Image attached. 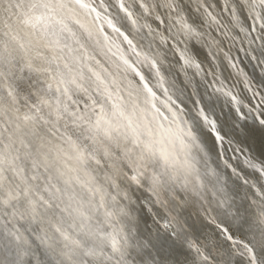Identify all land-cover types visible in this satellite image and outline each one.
<instances>
[{
    "label": "snow or ice",
    "instance_id": "snow-or-ice-1",
    "mask_svg": "<svg viewBox=\"0 0 264 264\" xmlns=\"http://www.w3.org/2000/svg\"><path fill=\"white\" fill-rule=\"evenodd\" d=\"M223 2L228 10L232 0ZM241 2L248 7L251 23L240 31L251 34L252 41L247 50L241 48L240 51L248 57L253 71L244 66L240 56H233L225 49L217 57L212 48L219 41L211 37L205 41L203 33L180 12L174 24L190 42L207 48L210 57L207 67L193 54L190 43L183 46L174 39L169 43V35L165 33L161 42L172 51L175 68L185 82L197 77L207 80L217 93L228 98L241 127L251 122L264 128V53L257 54L256 48L251 47L260 44L264 49V0ZM115 3L130 24L137 25L126 0H115ZM200 3L203 6L204 0ZM160 4L175 10L178 0H160ZM204 8L211 21L218 23L219 19ZM231 11L237 12V9L231 7ZM107 12L110 7L105 0H0V29L8 30L22 53L29 84L32 73H51L43 91L30 94L26 85L9 84L7 105L0 98V114L6 111L14 114L18 128L23 125L37 130L52 129L71 149L70 153L66 152L60 145L54 157L48 152L39 154L32 161V183L16 191L10 189L9 198L23 197L32 214L39 211L40 204L48 208L55 207L57 202L63 204L68 224L64 225L61 218L55 234L64 264H177L171 254L168 258L153 254L152 240L140 238L138 225V235L132 236L128 226L117 223L127 217L130 223L136 224L132 206L125 203L135 197L134 190L146 194L139 199L136 197L135 201L141 215L154 217L174 244L188 253L182 264H223L214 254L215 245L202 242L180 219V210L192 197L203 202L204 219L228 245L231 264H264V182H261L264 161L252 156H245L240 166L227 159L223 161L226 169L238 176L242 185L248 186L247 191L255 189L251 193L255 198L247 204L248 208H254V214L242 215L241 206L234 204L223 178L207 164V152L197 135L203 126L215 137V143L224 148L226 137L207 103L202 96L199 101H193L194 125L186 133L181 128L166 125L169 117L155 102L158 93L145 72L136 67L111 34H117L116 39H122L137 56L142 55L140 46L131 32L123 24L118 25L111 15L105 14ZM233 20L239 23V15H234ZM157 21L159 25L166 24L163 16H158ZM141 27L152 32L150 23ZM20 30L34 40L20 38ZM5 48L0 41V70ZM161 60L168 63L166 55H162ZM143 62L152 71L153 82L167 91L164 80L171 70L169 63L167 69L162 68L160 61L147 53L143 54ZM228 69L243 85L246 94L243 97L233 90L235 85H229L231 80L225 75ZM129 70L134 73L132 77L127 75ZM0 83H3L2 77ZM141 91L146 93L143 98ZM167 107L172 116L177 117L176 111L170 105ZM71 128L86 134L83 145L67 131ZM88 141H92L94 150L87 146ZM195 151L202 155L195 156ZM235 151L243 153L238 146ZM15 160L11 148L6 155L5 146L0 143V170L7 162L10 169H15L14 174H22L23 170L15 167ZM69 160L73 164H69ZM92 164L94 169L89 167ZM44 167L52 168L55 178L42 175ZM101 169L103 181H98L96 173ZM247 169L252 170L251 178ZM77 186L80 191L76 190ZM209 190L215 197L214 207L207 199ZM218 209L223 211L218 212ZM94 218L100 222H95ZM246 226H250L249 232L244 231ZM77 252L82 257L79 261ZM142 257L146 259L141 261Z\"/></svg>",
    "mask_w": 264,
    "mask_h": 264
},
{
    "label": "clouds",
    "instance_id": "clouds-1",
    "mask_svg": "<svg viewBox=\"0 0 264 264\" xmlns=\"http://www.w3.org/2000/svg\"><path fill=\"white\" fill-rule=\"evenodd\" d=\"M105 3L110 7V12L105 14L111 15L118 25L123 24L126 29L131 32L132 38L140 46L139 50L142 55L137 56L132 49L128 48L126 44H123L122 39H116L117 34H111L114 41L123 46L125 54L136 63V67L145 72L149 79V83L152 84L153 88L158 93L155 102L169 117L168 121H165L166 125L170 124L173 128H181L185 133L190 129V126L194 125L192 113L195 111V108L193 106V101H199L201 99L198 87L204 92L203 101L205 103L207 100L214 99L217 102L223 101L225 105L229 104L226 96L217 93L215 88L209 86L208 81L202 78L200 79L202 84L199 86L195 79L187 81L186 84L190 86L189 88L179 82L175 72L169 70L164 80V84L168 89L167 91H163L161 87L153 82L152 71L143 62V54L147 53L149 56H152L160 61L162 68L167 69L168 63L161 60L162 55H165V51H163L162 48L172 53L167 45L161 42V37L165 33L164 28L167 25L162 24L157 29L156 24L153 23V21H157L158 16H162V12L157 9V3H160V0H126L129 9L134 12L137 25L130 24L129 19L125 17L124 13L119 11L115 0H105ZM136 5H141L139 10H137ZM230 6L236 8L232 3ZM145 8H148L149 11H145ZM163 9L167 10L163 15L164 19H167L168 24L171 25V27H169V43L174 39L181 45L187 46L190 41L187 37L183 36L182 30L172 23L178 12L185 15L179 0L178 7L175 10H169L166 6H164ZM203 14H205V20L210 27L216 28L219 32L220 28L217 26L220 25L225 29V31L221 33L222 36H229L232 38V41H235L237 44L239 43V38L233 35L231 26L227 24L221 25L220 20L218 23L211 21L210 17L207 15L206 8L203 9ZM234 15H238V12L232 11V20ZM84 19L91 20V17H84ZM146 22L152 24V32L141 27ZM235 27L240 30L247 26L243 25L240 21L239 23L235 22ZM138 28L139 30H137ZM198 30L203 33V39L205 41H208L210 37L213 38L211 33L206 30L202 31L199 28ZM0 33H2L0 34V41H3L6 45L3 68L0 70V77L3 78V83H0V98L3 99L5 105L8 103L6 90L9 84L17 86L21 84L26 85L30 94L45 90L51 73L46 71L32 73L31 76L33 79L31 80V84H29L28 77L25 76L23 70L22 53L17 48L15 41H13L12 35L6 28L0 29ZM242 33L244 34L243 39L245 43L249 45L252 41L251 34L247 32ZM18 35L24 40H34L33 37L27 35L23 30H20ZM218 41L219 43L217 46L212 48V51L217 57H219L220 53L224 50L221 41ZM251 47L260 49L261 45L252 44ZM92 51H95V49H92ZM97 55H99L98 52ZM232 55H235L234 51H232ZM112 59L119 63L116 57ZM109 66L111 67V64H109ZM205 67H207V64H205ZM217 71H219V69H217ZM127 75L128 77H132L134 73L129 70ZM205 86L207 87L205 88ZM140 95L141 98H143L146 93L141 91ZM98 99H101V102H103L101 97L98 96ZM167 105H170L172 109L176 111L177 117L172 116V112L168 110ZM185 105L186 107L182 108V106ZM209 111L210 114L214 116L213 111L211 109H209ZM16 125L17 121L14 114L8 111L4 114H0V143H3L5 146L6 155L8 149L11 148V155L16 158L15 167L23 170L22 174L16 175L14 174L15 169H10L7 162H5L3 169L0 170V264H64V257L61 255L59 240L55 234L56 224L61 218H63L64 225L68 224V216L63 211V204L57 202L56 206L53 208H48L40 204L39 211L36 214H32L28 211L29 205L23 197L9 198L8 193L10 189L16 191L19 188H23L26 183H32V161L37 159L39 154L48 152L54 157L60 145H63L66 152L70 153L71 149L68 144L64 142L63 137L52 129L44 127L37 130L23 125L18 128ZM67 131H70L73 137L82 145L85 143L86 134L83 131L75 128L67 129ZM87 146L94 150L92 141H88ZM68 163L73 164V161L69 160ZM89 167L94 169L95 165L92 164L89 165ZM41 174L54 177V170L50 167H44L41 169ZM96 176L98 181H103V169L98 171ZM107 187L108 185L105 182L106 190ZM76 190L80 191L79 186H77ZM134 191L135 197H132L125 203L132 206V216L136 218V224L130 223L127 217L118 220L117 223L128 226L130 228V235L137 236V225L139 226V215L141 213L139 204L135 201L140 192L139 190ZM29 199H32V197H29ZM94 221L100 222L97 218H94ZM139 236L143 239L140 233ZM53 241H56L55 245ZM131 255L135 258V252H132ZM81 259L82 257H80V254L77 252V260L79 261Z\"/></svg>",
    "mask_w": 264,
    "mask_h": 264
},
{
    "label": "bare ground",
    "instance_id": "bare-ground-1",
    "mask_svg": "<svg viewBox=\"0 0 264 264\" xmlns=\"http://www.w3.org/2000/svg\"><path fill=\"white\" fill-rule=\"evenodd\" d=\"M186 1H188V0H179V3L181 5L183 11L186 8H188L186 6V3H185ZM212 1H213L214 5H216V4L218 5V3L215 2V0H212ZM216 1H218V0H216ZM233 2H235V1H232V4L235 5V3H233ZM236 9L238 12L241 10V9L239 10V7ZM184 13L186 15V12H184ZM238 15L240 17V21L244 22L245 17H243V15H241V13ZM190 18H192V16H190ZM192 21H193V19H192ZM244 23L248 26V24L246 22H244ZM234 24H235V22L231 23V21H228V25L231 26V31L233 32V35L235 34L234 36H237L239 38V34L237 35V33H239V32H237L235 30L233 31ZM215 39H217V38H215ZM194 42L195 41L190 42V47L193 51V54L198 56V55H200L201 52H200V49L198 48L197 44H195ZM261 53H264V49H262V48L257 49V54H261ZM198 59H200V58H198ZM242 62L244 64V66L250 72L253 71V65L251 63H249V61L247 59L245 61L242 59ZM227 74L228 73L226 72L225 75L227 76ZM176 76L179 77L177 73H176ZM195 81H196L198 86L200 84H202V81H200L198 77L195 78ZM179 82L181 83L180 79H179ZM240 88H241V86H240ZM236 90H237V92H239V94L242 97L244 95H246L242 90L240 91V89H235V91ZM198 92L200 93L202 98H204V92L199 87H198ZM206 103H207L209 109H211L213 111V115L216 118V120L220 126L222 134L225 137H227L231 142H234L235 144H240V147L242 149H246L248 156H252L253 158L257 159V161H264V128H259L255 125H253L251 122H247L245 125H243V127L247 129L245 131L244 128L241 127L240 123L236 120V117L232 111L233 109H231L229 105L227 106V109H226V106H223V104L221 102H217L214 99L207 100ZM197 135L199 136L200 143L203 145L205 152H207L208 156H209V154H210V156L212 155L210 158L213 160L212 157H215V155L213 156V152L215 154V145H214V140H213L212 135L209 132H207L206 130H204L202 128V126L199 128ZM193 154L197 157H200L202 155L198 151H195ZM201 167L202 168L204 167L203 162L201 164ZM228 171H229V169L227 170L225 167H223L222 172H223V175L226 177V178L224 177L225 178V180L223 182L224 186L228 189V191L232 195L234 204L241 206L242 215L252 216L254 214V211H255L254 208H248L247 207V204H250V200H252L251 192L247 191L248 187L246 185H242V182H240L237 178H235V176H232L231 172H228ZM207 199L210 202L211 206L214 207L215 206V197L212 195L211 190H209L207 193ZM202 205H203V202L201 203V206H199V207H202ZM187 209L189 212H191V206L190 205L189 206L187 205ZM188 211H184V207H183V209H181L180 213H179V214H186V217L183 220L186 228L190 229L192 234L198 238H199L200 234H201V238L207 237V235H210L209 231H210V229L214 230L213 227L211 225H207L206 223L199 224L197 222V219L193 218L191 214L187 215ZM197 211H198V209H197ZM217 211L222 212L223 210L218 209ZM192 214H193V211H192ZM197 216H200V215L197 214ZM205 228H207V230H206L207 232L204 231ZM249 228H250V226H246L244 231L249 232ZM138 231H139V233L143 239L152 240L153 245H154L153 251H154V253H158L161 258H168L169 254H171V258H174L175 261L177 262V264H182L183 258L187 257L186 252L184 250H181V248L179 246H176L170 237L163 236L165 238L158 239L155 236H153V234H150V233L148 234L146 232L147 230L145 231V230L141 229L139 226H138ZM202 233H204V234L202 235ZM215 242H214V245H215L216 249H218V253H219V251L220 252L224 251L222 249V246L227 245V244L224 242H221V241H215ZM215 247H214V249H215ZM210 250H212V249H210ZM222 254H223L222 255L223 257H221V259H220L218 256V258L223 262V264H231L232 256L228 253H222ZM139 259H141V261H143L146 258L142 257Z\"/></svg>",
    "mask_w": 264,
    "mask_h": 264
},
{
    "label": "water",
    "instance_id": "water-1",
    "mask_svg": "<svg viewBox=\"0 0 264 264\" xmlns=\"http://www.w3.org/2000/svg\"><path fill=\"white\" fill-rule=\"evenodd\" d=\"M219 1V2H218ZM215 2L218 3V5H214L213 1L212 0H204V5L202 6L201 3H200V0H188L186 1V6L188 8H186L184 10V12H186V16L188 18V20L196 27H198L200 30L204 31L206 30L207 32L211 33V36L214 37V38H217V40H220L221 41V45L224 47V49L226 51H230V48H231V54H232V51L235 52V55L234 56H240L241 59H243L244 61L247 59L248 60V57L245 55V53L241 52L240 49L241 48H244V49H248L249 48V45L247 43H245L244 39H243V36L244 34L239 30V28H236L235 27V24H234V28H233V31H237L239 33H237V35L239 34V43H235V41H232V38L229 37V36H222L221 33L225 31V29L223 27H221L220 25H218L217 27L220 28V31L218 32L216 30V28H213V27H210L208 25V23L206 22L205 20V14H203V9L204 7H207L209 11H211L220 21H221V25H224V24H227L228 25V21H231V23H233L234 21L232 20L231 18V6L228 7V10H226L225 8V4L223 2V0H218ZM232 1H235L233 3H235V6L236 8L239 7V12L238 14L241 13V15H243V17H245V21L248 25L251 23V19L248 15V7L243 4L241 2V0H232ZM220 6V7H219ZM136 8L137 10H139V7L138 5H136ZM157 9L158 11H161L162 12V16L164 15V13H166V9H163V6L160 4V3H157ZM192 16V18H190V16ZM193 19V21H192ZM166 20V24L167 25L165 28H164V32L165 34L169 35V27H171V25L168 24V20ZM242 22V21H241ZM244 22H242L243 25L247 26ZM154 24H156L157 27H160L159 25V22L158 21H153ZM174 24V21L172 22ZM233 33V32H232ZM235 35V34H234ZM241 36V37H240ZM237 37V36H235ZM241 38V39H240ZM195 44H197L198 48L200 49V55H196L197 58H200L199 60L204 63V64H208V61L210 59V57L208 56V50L207 48H205L203 45L201 44H198L196 42H194ZM159 46V45H158ZM169 49V48H168ZM163 51H165V55H166V58L168 60V63H169V66L171 68V71L175 72L178 74V78L181 80V83L184 84L185 86H188L184 80V77L181 73L178 72V70L175 68V64H176V59L174 57V55L172 53H169L168 50L166 49H163ZM256 52H257V48H256ZM262 52V51H261ZM195 55V54H194ZM246 57V58H245ZM249 61V60H248ZM228 74H227V77L231 80L229 82V85L232 86V85H235L234 87V91L235 89H240V91L243 90V85L241 83H239L232 75L231 73V70L228 69L226 71ZM225 72V73H226ZM241 86V88H240ZM190 88V86H188ZM207 86H205L206 88ZM237 92V90L235 91ZM256 101H253V103H255ZM221 103L223 104V106H226V109H227V106L229 105L231 109L232 106L230 104L228 105H225L223 103V101H221ZM233 113L235 112V110L233 109L232 110ZM202 128L204 130H206L207 132H209V130L205 127L202 126ZM210 133V132H209ZM211 134V133H210ZM212 135V134H211ZM213 137V140H214V145H215V154L213 152V156L215 155V157H212L213 160L210 158V154L209 156L207 155V164L211 167H214L217 172L220 174V176L223 178V182L225 180V176L223 175V167H225L224 165V160L227 159L229 160L230 163H232L233 165L235 166H240L242 164V161L243 159L245 158V156H248V153L246 151V149H243V153H240V152H236L235 151V148L238 146L240 147V144H235L234 142H231V144L227 143V141L229 140L227 137H226V140L224 142V148L221 149L220 145L215 143V137L212 135ZM241 148V147H240ZM223 152V154L221 156H218V153H221ZM236 157H238V159H236ZM255 159V158H254ZM257 160V159H256ZM237 164V165H236ZM226 168V167H225ZM228 170V169H227ZM246 171V170H245ZM228 172H231V170L229 169ZM246 173L249 175V178H251V173H252V170L251 169H247ZM232 176H235V178H237L240 182H242L238 176L236 175H232ZM225 177V178H224ZM261 182H264V178H261ZM247 186V185H246ZM248 187V186H247ZM255 189H252L251 190V193L254 192ZM146 194L145 193H141L137 196V198H142L143 196H145ZM252 195V194H251ZM255 197L252 195V199H254ZM252 200H250V203H251ZM201 203L202 201H200L198 198L196 197H192L190 202L187 204L188 206L190 205L191 206V212L188 211L187 209V205L184 206V211H188L187 212V215H192L193 218L197 219V222L199 224H203V223H206L207 225H210L206 222V220L204 219V215H203V211H202V207H199L201 206ZM183 209V208H182ZM193 209V210H192ZM198 209V211H197ZM192 211H193V214H192ZM200 215V216H197ZM180 215V219L183 221L186 217V214H179ZM212 226V225H211ZM139 227L143 230H147L146 232L149 234H153V236H155L156 238L158 239H163L165 237L163 236H169L168 233H166L161 227H160V224L156 222V219L154 217H152L151 215H139ZM213 227V226H212ZM214 229V228H213ZM207 228L204 229V231H206ZM209 231V230H208ZM152 232V233H151ZM207 232V231H206ZM210 235H207V237H202L201 238V234L199 236V238L201 239L202 242L204 243H207V244H214L215 241H222V239L219 237L218 234L215 233V230H212L210 229ZM205 233V232H204ZM202 233V235L204 234ZM158 234V235H157ZM168 240V239H167ZM216 243V242H215ZM222 249L224 251H219L218 253V249H214V254H216L217 256H219V258L221 259V257H223L221 255V253H228L231 255V252L228 248V245H224L222 246ZM181 250H184L181 248ZM213 250V249H212ZM185 251V250H184ZM186 252V251H185ZM186 255L188 256V253L186 252Z\"/></svg>",
    "mask_w": 264,
    "mask_h": 264
}]
</instances>
